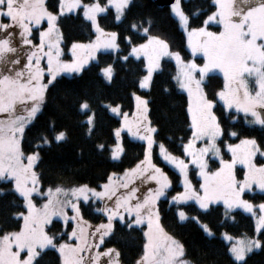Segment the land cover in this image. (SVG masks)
I'll list each match as a JSON object with an SVG mask.
<instances>
[{
    "label": "snow or ice",
    "instance_id": "1",
    "mask_svg": "<svg viewBox=\"0 0 264 264\" xmlns=\"http://www.w3.org/2000/svg\"><path fill=\"white\" fill-rule=\"evenodd\" d=\"M181 0H175L172 11L179 17L180 23L186 28L189 17L180 7ZM130 0H108L102 6L99 0L91 4H81V0H59V13L47 10L44 0H0V180L14 182L13 191L24 200L28 214L23 216L24 225L16 232H4L0 235V264H39L41 254L45 249H56L61 257V264H120V252L114 248H107L103 252L98 251L104 241V237L113 231V221L118 220L126 225L129 230L146 224L143 231L144 243L142 254L136 259L135 264H193L185 259V246L172 235L165 232L160 224V211L157 202L166 195L170 188L169 176L155 163H153V145L156 143L153 133L156 128L146 125V117L138 119L133 125L127 121L122 127L139 139L146 141L144 158L133 168L126 169L123 176L112 174L109 182L101 185V191L81 185L78 188L63 189L56 187L57 196L71 195L77 200L81 197L84 202H89V194L105 201L113 202L111 206L105 203L103 208L96 209L107 216V224L99 225L94 232L86 230V221L81 215V209L77 203L71 200H54L53 190H48V199L39 209L32 202L31 196L38 192V176L33 170L34 164L39 160L38 153H32L25 157L21 150L20 137L26 126L40 111L44 101L46 89L61 71L79 72L87 59L77 56V49L94 50L98 47L118 50L116 43L117 33H105L97 23V13L106 12L109 5L116 9V20H120ZM216 11L212 12L204 21L205 25L215 21L221 26L218 33L209 32L205 28L192 29L189 33V44L193 52H202L204 63L198 66L192 61L184 62L178 52H170L169 45L163 39L150 36L144 44L133 46L130 55L139 57L143 55L146 64L147 75L141 81L140 86L146 87L160 64L163 56H172L179 66L178 74L173 77L181 89L188 92V113L191 117L192 136L183 145L184 155L190 158L188 162L171 154L163 143H159V155L163 161L174 166L178 170L184 190L171 197L169 203L180 205L182 202L194 200L200 209H208L210 204L223 201L226 211L225 216L236 207L244 209L248 213L256 215L254 205L242 199L246 190H251L255 185L264 190V164L257 165L254 157L259 153L260 146L255 138L241 139L239 144H227L231 153V159L221 157V149L217 145L218 138L223 135L238 136L235 131L222 128L221 120L214 111V101L208 99L202 88L205 77L214 70L223 73L224 85L215 95L223 101L225 110L235 108L237 113H243L245 123L249 126L258 125L264 129V0H214ZM83 7L84 17L90 20L92 26L99 34L97 40L89 45L74 43L72 45L73 61L71 63L60 60L59 37L53 39L55 21L58 15L71 12L73 9ZM47 19L48 28L39 31V43H33V32L38 30L41 21ZM7 20L8 22H3ZM133 29L136 25H132ZM145 28L144 32L147 33ZM101 36L107 39L101 41ZM192 37H199L193 43ZM131 43L130 38H125ZM30 49L25 51V49ZM47 48V51H45ZM91 55V51L89 52ZM42 57L47 59V67H41ZM127 60L128 57H122ZM107 79L113 75L112 66L102 70ZM45 73L48 82L44 83ZM198 74V78H197ZM250 82H254L250 86ZM136 99L142 105V112H147V100L140 97ZM113 113L119 112V106L111 107ZM80 111H91L88 102L80 105ZM230 114V113H229ZM251 116V120L247 117ZM95 113L88 115L86 123L92 125ZM236 119L235 116L232 117ZM143 129V134H141ZM119 138L120 129L116 130ZM65 133L60 131L55 134L54 140L61 141ZM43 144H49L48 137L42 136ZM206 140V145L196 148V142ZM37 147H40L38 144ZM103 148V145H99ZM123 151L117 145L112 151V158L116 159ZM211 154L219 158V168L208 171V163L205 156ZM27 163H24V160ZM189 164L196 165L199 176L203 182L199 190L193 188L188 179ZM237 164L244 166L243 179L238 180L234 173ZM113 177L118 183L113 182ZM139 179L141 185L150 182L155 187H148L147 192H141L134 181ZM31 185V186H30ZM138 193H141L138 195ZM202 193V194H201ZM0 194H3L0 192ZM70 207L73 216L68 217L63 212ZM260 215L256 230L264 229V203L259 204ZM63 215L65 226L75 221L77 227H73L69 239L75 238V244L61 242L56 233L49 235L45 226L52 222V218ZM180 220L187 218L182 210L177 212ZM195 219V218H194ZM204 231L212 235L207 225ZM99 235V243L89 242L88 236ZM226 239L231 240L229 236ZM264 244L259 238L238 240L229 249L234 259L241 264H246L245 255Z\"/></svg>",
    "mask_w": 264,
    "mask_h": 264
},
{
    "label": "trees",
    "instance_id": "2",
    "mask_svg": "<svg viewBox=\"0 0 264 264\" xmlns=\"http://www.w3.org/2000/svg\"><path fill=\"white\" fill-rule=\"evenodd\" d=\"M94 0H81L90 3ZM107 0H99L105 4ZM48 11L57 13L59 0H45ZM181 9L189 17L188 27L198 28L205 18L215 11L214 0H181ZM97 23L104 32H116L119 49L115 52H97L94 60L84 66L78 74L61 75L54 79L46 89L44 102L26 126L21 139V150L24 154L38 153L39 160L35 164L40 185H87L99 187L110 174H120L142 160L145 146L142 142L131 139L120 131L123 151L119 159L112 160L110 147L115 142L116 130L120 129V120L111 115L106 104L118 105L123 112H131L134 106V94L147 99V117L150 124L157 129L153 133L156 143L153 146V161L159 164L169 176L171 185L168 197L157 202L160 211V224L165 232L180 241L186 249L185 258L193 264H241L233 260L229 252V244L220 234L231 236H253L255 225L252 217L240 210H232L225 216L222 206L210 205L206 210H199L193 203H169V195L174 196L180 189L178 175L165 165L157 155V145L163 143L173 155H182L183 144L191 136V124L188 113L186 95L179 89L176 80V68L172 60L160 59L159 68L154 71L149 86L141 90L139 82L145 74V60L129 55L130 47L146 41L149 36H158L169 45V49L178 52L183 60L190 58L186 39L178 22L171 14L169 6H157L153 0H130L120 20H116L113 9L97 15ZM136 28L133 29L132 25ZM57 25L60 31L64 50L74 42L91 41L95 29L87 21L80 10L58 16ZM211 30L217 26L209 25ZM147 28V33L144 29ZM130 38L131 43L125 39ZM122 57H128L123 60ZM200 62L201 58H197ZM111 65L112 78L106 81L102 69ZM223 87V78L218 73L205 77L202 88L208 99L214 101L213 111L220 118L222 128L235 131L238 136L223 135L219 143H234L241 138H255L260 150L264 151V129L258 125L249 126L245 116L232 110H225L215 95ZM88 102L91 111H80V105ZM95 113L92 125L86 123L88 115ZM230 113V114H229ZM236 119L233 120L232 117ZM249 119V117H247ZM250 120V119H249ZM63 131L65 137L61 141L53 138ZM48 137L50 143L43 144L41 137ZM40 147H37V145ZM103 145L101 149L98 146ZM257 163L264 159L255 158ZM212 168L217 162L210 160ZM239 177L243 170L235 168ZM12 182L0 180V235L20 228L21 213L25 211L23 200L12 190ZM244 197L254 202L264 203L261 192L244 193ZM101 208L98 201L81 202V215L91 226L106 220V214L98 212ZM177 210L186 213L187 218L180 220ZM195 218V219H194ZM207 225L212 235L204 231ZM71 228L69 222L64 229L62 222L53 220L47 227V233H56L55 241L70 243L65 235ZM144 226L129 230L118 220L113 221V231L103 241L100 248H114L120 252L121 264H135L142 254ZM257 237L264 241V229ZM59 253L45 249L39 264H60ZM246 264H264V244L245 256Z\"/></svg>",
    "mask_w": 264,
    "mask_h": 264
},
{
    "label": "rangeland",
    "instance_id": "3",
    "mask_svg": "<svg viewBox=\"0 0 264 264\" xmlns=\"http://www.w3.org/2000/svg\"><path fill=\"white\" fill-rule=\"evenodd\" d=\"M93 2H95V0L94 1H92V2H90V3H87V4H91V3H93ZM107 2H108V0L106 1V3L105 4H101L102 6H104V5H106L107 4ZM115 2H118V0H114V3ZM44 3H45V0H44ZM175 3V2H174ZM174 3H172L170 6H169V8H170V11H171V14L175 17V19L177 20V22H178V25H179V28L183 31V33H184V35H185V39H186V45H187V49H188V51H189V53H190V58L189 59H187V60H183L182 58V61H184L185 63L186 62H188V61H192V62H194V63H196L198 66H202L203 65V63H204V60H203V53L202 52H199V51H197V52H193V48H192V46L189 44V33L192 31V29H199V28H201V27H203V28H205L207 31H209V32H214V33H218V32H220L222 29H221V26L217 23V21H218V19H219V17H217L216 18V20L215 21H212V22H209L207 25H205V23L203 22V25L202 26H200V27H198V28H190V27H188V25H187V27L185 28L181 23H180V20H179V17L178 16H176L175 15V13L172 11V5L174 4ZM81 4L83 5V4H86V3H82L81 2ZM45 5V4H44ZM180 7H181V4H180ZM108 8H111V9H113V11H114V13H115V17H116V9H115V7H114V5H109L108 6ZM59 5H58V11H57V13H59ZM78 10H80V12H81V14H82V16L84 17V8L83 7H78V8H75V9H73L71 12H65L64 13V15L65 14H68V13H74V12H76V11H78ZM215 11H216V9H215ZM99 13H97V15H98ZM212 14V13H211ZM211 14H209V15H211ZM208 15V16H209ZM58 16H60V15H58ZM207 16V17H208ZM122 17V16H121ZM207 17L205 18V20L207 19ZM58 18V17H57ZM85 18V17H84ZM87 20V19H86ZM204 20V21H205ZM87 21H89V22H91L90 20H87ZM3 22H5V23H7L8 21L7 20H4ZM55 23V26H56V28H55V32H54V35H53V39L55 40V39H57V37H59L60 39H59V48H60V51H61V56H60V60L62 61V62H67V63H71L72 61H73V59H74V57H73V54H72V45L74 44V43H76V44H81V45H89V44H91L92 42H95L96 40H97V37H98V33L96 32V30H95V32H96V35H95V37L91 40V41H88V42H74V43H71V45L67 48V50H64L63 49V47H62V43H61V36H60V31H59V28H58V25H57V20L54 22ZM92 24V23H91ZM209 25H214V26H217L218 27V30H216V31H213V30H211V28L209 27ZM48 28V23H47V19L45 18L44 20H42L41 21V25L38 27V30H34V32H33V36H32V39H33V43L34 44H38L39 43V31H43V30H46ZM95 29V28H94ZM105 33H111V32H105ZM150 37V36H149ZM148 37V38H149ZM154 37H158V36H154ZM148 38L146 39V41H144L143 43H140V44H144V43H146L147 41H148ZM159 38V37H158ZM100 39H101V41H104V40H106L107 39V36H101L100 37ZM161 39V38H160ZM199 39V37H192V41H193V43H195L197 40ZM117 43V42H116ZM140 44H137V45H140ZM133 46H136V45H132L131 47H130V51H129V55H130V53H131V49H132V47ZM30 49H25V51H29ZM45 51H47V48H45ZM77 51V56H79V57H83V58H86L87 59V63L86 64H84L83 65V67L84 66H86L88 63H90L91 61H93L94 60V56L96 55V51L97 52H101V51H103V52H115L116 50H113V49H111V48H106V47H98V48H95L94 50H89V49H87V48H85V49H77L76 50ZM91 51V55L89 54V52ZM169 51L170 52H173L171 49H169ZM95 53V55L94 56H92L93 54ZM92 56V57H91ZM132 57H135V58H143L144 59V57H143V55L141 54L139 57H137V56H135V55H131ZM161 58H168V59H170V60H172L173 61V63H174V65H175V68H176V74H175V76L178 74V71H179V66H178V64H177V61L174 59V57H172V56H163V57H161ZM160 58V59H161ZM197 58H201V61L199 62L198 60H197ZM145 60V59H144ZM160 62V61H159ZM145 64H146V61H145ZM41 67H47V59L46 58H44V57H42V60H41ZM82 67V68H83ZM108 67V66H107ZM107 67H105V68H107ZM81 68V69H82ZM105 68H103V69H105ZM102 69V70H103ZM80 72V71H79ZM79 72H76V71H61L60 73H58V75L56 76V77H58V76H61V75H65V76H71V75H74V74H78ZM154 73V72H153ZM212 73H218V74H220L221 76H222V78H223V85H224V77H223V73L222 72H220L218 69L217 70H214ZM102 75H103V77H104V79L106 80V81H109V79H107L106 77H105V75H104V73H103V71H102ZM145 75H147V70H146V67H145V74L141 77V79L145 76ZM55 77V78H56ZM197 78H198V74H197ZM141 79H140V81H141ZM54 81V80H53ZM52 81V82H53ZM43 82L44 83H47L48 82V76H47V74L45 73V76H44V79H43ZM150 82V81H149ZM149 82H148V85L146 86V87H141L140 86V82H139V87H140V89L141 90H146L147 88H148V86H149ZM177 83V82H176ZM204 82H202V84H203ZM252 83H254V82H250V86H251V84ZM178 85V84H177ZM178 87H179V85H178ZM223 88V87H222ZM179 89L186 95V97H187V102H188V104H189V96H188V92L185 90V89H181L180 87H179ZM221 90V89H220ZM136 97H140L142 100H147L146 98H144V97H142V96H138V95H136V94H134V96H133V99H134V106H133V109H132V111L131 112H123V111H121V109H120V107H119V112L118 113H113L111 110H110V108L111 107H115V106H117V105H112V104H106L105 106H106V108H107V110L109 111V113L111 114V115H113V116H115V117H117L119 120H120V131L121 132H125L131 139H133V140H136V141H139V142H142L143 144H144V146L146 147V141H143V140H141V139H139V137H134V136H132L129 132H128V130H127V128L126 127H122V124L125 122V114H127V121L128 122H130L132 125H133V127H134V129H135V124H136V121L138 120V119H142V118H144V117H146V121H145V123H146V125H149V126H151V127H153L151 124H150V122H149V120H148V117H147V112L146 113H144V112H142V105H140V102L136 99ZM217 98H218V100L223 104V101L222 100H220L219 99V97L217 96ZM44 102V101H43ZM42 105H43V103L41 104V107H42ZM41 107H40V109H41ZM188 108V107H187ZM229 110H232V111H234V112H236L237 113V111H236V109L235 108H232V109H229ZM228 111V110H227ZM239 114H242V115H244L242 112L241 113H239ZM189 119H190V124H191V117H190V114H189ZM249 119L251 120L252 118H251V116H249ZM141 134H143V129H141ZM191 136H192V132H191ZM191 136H190V138H191ZM21 139H22V136L20 137V144H21ZM241 139H244V138H241ZM241 139H239L238 141H236V142H234V143H231V142H223V145H221L220 143H219V138H218V140H217V145L220 147V149H221V157L223 158V159H225V160H230L231 159V153L228 151V149H227V147H226V145L227 144H239V142H240V140ZM188 142V140L184 143V144H186ZM206 143H207V141L206 140H202V141H197L196 142V145H195V147L196 148H200V147H202V146H204V145H206ZM119 144V146L120 147H122L121 146V140H120V136H119V138L116 136V138H115V142L111 145V147H110V157H111V159L112 160H117V159H119V157H120V155H121V153H120V155H119V157L118 158H116V159H113L112 158V151L114 150V149H116V147H117V145ZM183 144V145H184ZM159 145V144H158ZM158 145H157V155H158V157L160 158V160L165 164V165H167L171 170H173L177 175H178V178H179V185L181 186V189L178 191V192H182L183 190H184V188H183V185H182V182H181V177H180V175H179V172H178V170H176L175 168H174V166H172V165H169V164H167L166 162H164L163 161V159H162V157L159 155V148H158ZM154 146V145H153ZM261 152H264V151H262V150H260ZM30 154H32V153H30ZM25 155V157L27 156V155H29V154H24ZM175 156H177V157H180L181 159H185V162L187 163L188 162V160L190 159V158H187V157H185V155H184V151L182 150V155H175ZM257 157H259L260 159H264V156H261L259 153L254 157V162L257 164V165H260V164H264V162H260V163H257L256 162V159L255 158H257ZM143 158H144V156H143ZM143 158H142V160H143ZM152 160H153V158H152ZM205 160L207 161V163H208V171H215L217 168H219V166H220V164H219V158H216V157H214L212 154H211V152H209L206 156H205ZM210 160H214L215 162H217V164H218V166H216V167H214V168H212V166H211V164H210ZM24 163H27V160L25 159L24 160ZM153 163H155L154 161H153ZM36 164V163H35ZM35 164H34V166H33V170L36 172V170H35ZM137 164V163H136ZM135 164V165H136ZM156 164V163H155ZM135 165H133L132 167H130V168H128V169H131V168H133ZM158 167H160L161 169H162V167L159 165V164H156ZM241 168L242 170H243V172L242 173H240L241 174V177H239L238 175H237V173H236V171H235V168ZM235 168H234V173H235V175H236V178L238 179V180H242L243 179V174H244V166L243 165H240V164H237L236 166H235ZM163 170V169H162ZM164 171V170H163ZM124 172L125 171H123L122 173H120V174H116V176H123V174H124ZM165 172V171H164ZM37 173V172H36ZM166 173V172H165ZM199 169H198V167L196 166V165H193V164H189V170H188V179H189V181L191 182V184H192V186H193V188L194 189H196V190H199V185L203 182V179H202V177H200L199 176ZM110 175H112V174H110ZM109 175V176H110ZM38 176V175H37ZM109 182V177L107 178V180L104 182V183H102V184H100L99 185V187H90V186H88V188H90V189H95L96 191H101L102 189H101V185H103V184H106V183H108ZM113 182L114 183H118V181H116V178L115 177H113ZM134 183H135V185L138 187V188H140L141 189V192H147V189H148V187H155V184L154 183H152V182H150V183H148V184H145V185H141V183H140V180L139 179H137V180H135L134 181ZM13 184H14V182H12V186H13ZM31 186V185H30ZM61 187V188H63V189H72V188H74V187H79V186H81V185H72V186H66V185H55V186H46V187H42L41 185H40V181H39V178H38V192L37 193H33L32 194V196H31V199H32V202L36 205V207L39 209L44 203H46L47 202V199H48V190L49 189H52L53 190V199L54 200H56V199H59V200H71V202H73V203H77L78 205H79V207H80V203L81 202H84L83 201V198L81 197L80 199H76L75 197H72L71 195H69V196H64L63 194H60L59 196H57L56 194H55V192H54V190H55V188L56 187ZM169 190V189H168ZM167 190V191H168ZM167 191H166V195L164 196V197H161V198H165V197H168V194H167ZM245 192H248L249 194H251L252 192H261V193H263L264 194V190H261V189H259V188H257L255 185H253L252 186V189L251 190H246ZM244 192V193H245ZM16 193V192H15ZM244 193L242 194V199H244V200H247V201H249L250 203H252L253 205H254V212L256 213V215L255 216H253L252 215V213H248V212H246L244 209H242V208H239V207H236V208H233L232 210H235V209H237V210H240V211H242V212H244V213H246V214H248V215H250L251 217H252V219H253V221H254V225H255V234L253 235V236H249V237H247V236H231V235H229V234H226V233H224V232H222L221 234H220V236L226 241V242H228V244H229V249L232 247V245L234 244V243H236V241H238V240H245V239H253V238H258L257 237V234H258V232H257V230H256V226H257V221H258V219H259V215H260V210H259V204H260V202H254L252 199H250V198H248V197H244ZM19 197H21L18 193H16ZM139 194H141V193H138V195ZM202 194V193H201ZM171 197L172 196H170L169 195V200H171ZM160 198V199H161ZM21 199L23 200V198L21 197ZM89 200H91V201H98V203H100V207L101 208H103L104 206H105V203H107L109 206H111L112 205V203L113 202H108V201H105L104 203H102L99 199H97V198H94V197H92L91 196V194H89ZM187 202H191V203H193L199 210H205V209H200V207H199V205L194 201V200H189V201H187ZM187 202H182V203H187ZM216 204H218V205H220V206H222V208L226 211V208H225V205L223 204V201H218V202H216V203H213V204H210V205H216ZM23 205H24V209H25V211L22 213L23 215H27L28 214V210H27V206H26V204H25V202H24V200H23ZM96 209H98V208H96L95 207V210ZM231 210V211H232ZM178 211V210H177ZM63 212L64 213H66L67 214V216L68 217H72L73 216V212H72V210H71V208L70 207H68V208H64L63 209ZM21 217V225H20V228L24 225V220H23V216L21 215L20 216ZM53 220H58V221H60V222H62V224H63V226H64V229L66 228V226H65V220H64V217H63V215H57V216H54L53 218H52V221ZM115 220V219H114ZM107 216H106V220L105 221H102V222H100V223H98V224H95V225H93V226H91L89 223H86V225H85V227H86V230L88 231V232H94L95 230H96V228L99 226V225H102V224H107ZM71 223V228H70V230H68L67 231V233L68 234H70L71 232H72V229H73V227H77V224H76V222L75 221H71L70 222ZM49 226V224H47L46 226H45V231L47 232V227ZM141 226H144V228H143V231L144 230H146V224L145 225H141ZM20 228L18 229V230H16V231H19L20 230ZM16 231H13V232H16ZM68 236V235H67ZM225 236H229V237H231L232 239L231 240H228V239H226L225 238ZM107 236H105L104 237V239L106 238ZM69 241H71L70 243L71 244H75V238H73V239H69V236H68V238H67ZM88 240H89V242L91 243V242H95V243H99L100 241H99V235L97 234L96 236H91V235H89L88 236ZM64 243H67V242H64ZM102 245V244H101ZM100 245V246H101ZM53 249V248H52ZM105 249H107V248H99L98 249V251H100V252H103ZM256 249H258V248H255V249H253V250H256ZM54 250H56V249H54ZM57 251V250H56ZM58 252V251H57ZM59 253V252H58ZM248 253H246V255H247ZM60 255V254H59ZM230 255H231V257L233 258V260H235L234 259V256H233V254L232 253H230ZM245 255V256H246ZM61 258V257H60ZM186 259V258H185ZM236 261V260H235ZM238 262V261H237ZM60 264H61V261H60ZM121 264V263H120Z\"/></svg>",
    "mask_w": 264,
    "mask_h": 264
},
{
    "label": "water",
    "instance_id": "4",
    "mask_svg": "<svg viewBox=\"0 0 264 264\" xmlns=\"http://www.w3.org/2000/svg\"><path fill=\"white\" fill-rule=\"evenodd\" d=\"M153 2L157 6H170L175 0H153Z\"/></svg>",
    "mask_w": 264,
    "mask_h": 264
},
{
    "label": "crops",
    "instance_id": "5",
    "mask_svg": "<svg viewBox=\"0 0 264 264\" xmlns=\"http://www.w3.org/2000/svg\"><path fill=\"white\" fill-rule=\"evenodd\" d=\"M95 53H97V51H96ZM95 53H94L92 56H94V55H95ZM92 56H91V57H92ZM94 57H95V56H94ZM94 57H93V58H94Z\"/></svg>",
    "mask_w": 264,
    "mask_h": 264
}]
</instances>
